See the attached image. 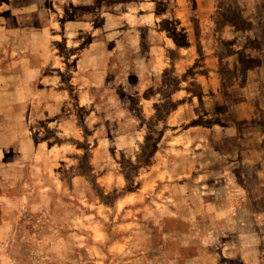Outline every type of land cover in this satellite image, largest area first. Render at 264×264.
Segmentation results:
<instances>
[{
  "label": "rangeland",
  "instance_id": "1",
  "mask_svg": "<svg viewBox=\"0 0 264 264\" xmlns=\"http://www.w3.org/2000/svg\"><path fill=\"white\" fill-rule=\"evenodd\" d=\"M0 264H264V0H0Z\"/></svg>",
  "mask_w": 264,
  "mask_h": 264
},
{
  "label": "crops",
  "instance_id": "2",
  "mask_svg": "<svg viewBox=\"0 0 264 264\" xmlns=\"http://www.w3.org/2000/svg\"><path fill=\"white\" fill-rule=\"evenodd\" d=\"M85 2H87V1H85ZM80 3H81V1H80ZM92 4V3H91ZM152 16H154V20H157V18H158V20L160 21L161 19H159V17L158 16H161L160 14H157L156 12H153V14H152ZM163 18H168V17H166L165 16V14H163ZM92 18H90V22H92ZM156 22V21H155ZM169 32V43H168V46H169V48H170V50L171 49H175V48H178V47H180V45H179V43H178V40H177V38L171 33V30L170 31H168ZM173 44H174V47H173ZM167 47V46H166ZM175 51V50H174ZM174 51H172V52H174ZM172 64H174V59L172 58Z\"/></svg>",
  "mask_w": 264,
  "mask_h": 264
},
{
  "label": "trees",
  "instance_id": "3",
  "mask_svg": "<svg viewBox=\"0 0 264 264\" xmlns=\"http://www.w3.org/2000/svg\"><path fill=\"white\" fill-rule=\"evenodd\" d=\"M222 16H223V14H222ZM224 17V16H223ZM231 26V25H230ZM233 27H236L235 25H232Z\"/></svg>",
  "mask_w": 264,
  "mask_h": 264
}]
</instances>
